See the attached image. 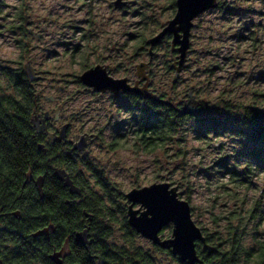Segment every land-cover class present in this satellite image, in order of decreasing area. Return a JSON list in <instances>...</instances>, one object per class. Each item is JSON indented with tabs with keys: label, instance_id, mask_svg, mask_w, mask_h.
Masks as SVG:
<instances>
[{
	"label": "rangeland",
	"instance_id": "374dc122",
	"mask_svg": "<svg viewBox=\"0 0 264 264\" xmlns=\"http://www.w3.org/2000/svg\"><path fill=\"white\" fill-rule=\"evenodd\" d=\"M115 1L0 0V65L23 69L29 62L41 78L34 87L38 102L51 112L56 104L47 102L45 97H60L56 88L64 82L96 65L105 67L113 79L133 81L137 66L148 65L146 51L154 54L153 67L148 71L150 83L166 102L168 97L177 102L191 90V98L205 104L208 110L221 104V100L237 105L264 95V0H217L221 8L208 10L194 19L185 68L176 83L175 70L169 69L174 59L170 39L163 38L152 48L146 45L145 52L139 49L173 18L175 0H121V8L114 6ZM20 13L24 28L41 34L42 41L29 33L28 37H21L16 29L22 24L17 18ZM103 108L109 114L115 111L107 102ZM194 122L186 121V132L154 152L144 148L136 151L141 146L133 144L129 130L122 148L97 156L118 162L117 167L105 166L117 191L125 193L158 183L176 187L179 199L190 204L191 217L205 234L221 229L223 222L218 218L228 210L241 202L246 208L260 198L261 233L264 171L251 167L245 186L234 187L223 169L225 165L237 173L244 169L248 142L242 147L238 144L243 140L241 136L239 139L226 131L187 132L186 129L195 128ZM232 194L237 199L234 206L229 200ZM246 240V246L252 245L249 238Z\"/></svg>",
	"mask_w": 264,
	"mask_h": 264
},
{
	"label": "flooded vegetation",
	"instance_id": "af4514ba",
	"mask_svg": "<svg viewBox=\"0 0 264 264\" xmlns=\"http://www.w3.org/2000/svg\"><path fill=\"white\" fill-rule=\"evenodd\" d=\"M166 38L171 40V35ZM145 47L143 44L139 49L145 52ZM146 52L148 65L143 75L147 79L136 76L133 81L127 80L140 88L147 82V98L97 91L83 84L79 75L56 88L60 97H45L56 104L54 111L36 103L26 133L27 141L33 145L31 159L19 185L9 188L7 195H0V264H175L178 258L171 249L161 248L129 225L125 197L129 191H117L105 170L107 165L117 167L118 162L97 156L122 148L129 130L133 144L141 146L136 151L144 148L154 152L159 147L154 136V132L158 133L157 117L145 123L148 117H129L127 112L129 102L141 105L158 103L153 97L165 99L150 83L148 71L153 67L154 54ZM171 54L174 69L177 53ZM36 83L31 84L35 87ZM188 93L177 102L168 97L165 105L180 112ZM193 100L197 108H202L201 102ZM104 102L115 108L114 113L104 110ZM154 113L158 115L157 107ZM144 131L147 141L153 134L152 141L142 140ZM118 199L126 207L125 215L107 210L109 202ZM102 202H106L105 207ZM136 206L139 205L133 208L140 207ZM172 227L164 226L159 238L169 239ZM203 248L209 249L196 242L200 264H205L199 253ZM53 255H57L56 260L51 259Z\"/></svg>",
	"mask_w": 264,
	"mask_h": 264
},
{
	"label": "trees",
	"instance_id": "16d2710c",
	"mask_svg": "<svg viewBox=\"0 0 264 264\" xmlns=\"http://www.w3.org/2000/svg\"><path fill=\"white\" fill-rule=\"evenodd\" d=\"M172 7H175L174 2H172ZM217 8H221V6L218 5ZM17 18L22 20V24L18 25L16 29L20 31L22 38L28 37V30L23 26L22 14H18ZM160 95L161 98H164L163 94ZM256 99L237 105H231L221 100V104L219 103L216 107L208 110V107L202 103V108H199L200 112L194 116L182 115L181 112L169 108L164 102L129 104L127 112L130 117H148L145 123L151 122L152 118L157 117L158 133L154 132V136L156 135L160 147L183 133L185 130L183 124L190 120L195 121L196 124L193 130L192 128L186 129L187 132L198 133L210 130V133L221 134L226 131L230 133L229 135L238 136L239 139L241 136L243 140L239 143L238 138H235L234 141L242 147L245 146V141L249 144L244 154L248 158L244 169L237 173L234 168H229L226 165L222 167L231 178V184L234 187H242L245 186L247 178L251 176L253 167L256 170L264 171V95ZM37 102L38 97L34 85L27 81L23 69L21 67L11 69L0 65L1 196L7 195L9 188L19 185L29 158L31 159L33 145L27 141L26 133L30 116L35 111ZM155 107L159 110L158 115L154 113ZM203 113L206 114L203 115ZM145 132L147 131H144L141 138L147 141L148 135ZM151 136H153L152 133L149 141H152ZM235 196L232 194L229 198L233 202V206L237 200ZM102 205L105 207L106 202H102ZM262 205L263 201L260 198H257L251 205H247L246 208H244L245 204L241 202L238 207L228 210L225 215L218 218V221L223 222L221 229H215L216 231L211 234L203 232L209 248L208 250L203 248V251L199 249L203 263L264 264V231L259 232L263 221ZM125 208L118 199L117 202H109L107 210H114L125 215ZM248 238L252 245L246 246ZM175 263L182 264L178 259Z\"/></svg>",
	"mask_w": 264,
	"mask_h": 264
},
{
	"label": "water",
	"instance_id": "95a60500",
	"mask_svg": "<svg viewBox=\"0 0 264 264\" xmlns=\"http://www.w3.org/2000/svg\"><path fill=\"white\" fill-rule=\"evenodd\" d=\"M217 4V0H176L173 18L167 21V24L156 36L147 39L146 45L152 48L159 45L164 36L171 35L170 50L177 53L173 83H176L186 61L193 20L204 12L215 9ZM114 6L121 8L124 3L121 0H116ZM28 33L38 41H42L41 34H35L31 30ZM145 67L144 63L137 66L136 76L141 80L147 79L143 75ZM23 71L30 83L40 79L29 62L24 64ZM81 80L83 84L93 87L97 91L109 90L115 95L122 92L148 97L147 82L141 88L131 86L126 78L113 79L107 73L106 68L100 65L86 70L81 75ZM153 100L167 103L155 97ZM180 112L182 115L189 116L197 115L200 112L197 104L191 98V91L188 93V99ZM56 174L61 178L60 172L56 171ZM125 197L129 203L127 208L128 223L137 233L163 249H171L182 264L201 263L196 251V242L207 247L206 238L191 217L190 204L179 199L176 187H170L169 183L152 184L140 189H133ZM136 204L140 206L138 209L133 208ZM168 224L173 226L171 237L167 240H161L158 233ZM56 256H51V259L56 260ZM57 264H60L59 261Z\"/></svg>",
	"mask_w": 264,
	"mask_h": 264
}]
</instances>
